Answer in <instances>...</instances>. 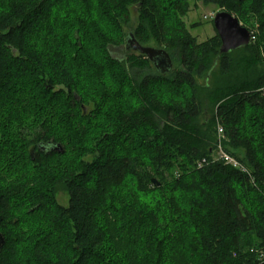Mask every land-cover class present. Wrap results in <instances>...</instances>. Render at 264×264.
Here are the masks:
<instances>
[{
	"label": "trees",
	"instance_id": "trees-1",
	"mask_svg": "<svg viewBox=\"0 0 264 264\" xmlns=\"http://www.w3.org/2000/svg\"><path fill=\"white\" fill-rule=\"evenodd\" d=\"M200 1L255 40L197 42L189 0H0V264H264V0Z\"/></svg>",
	"mask_w": 264,
	"mask_h": 264
},
{
	"label": "water",
	"instance_id": "water-1",
	"mask_svg": "<svg viewBox=\"0 0 264 264\" xmlns=\"http://www.w3.org/2000/svg\"><path fill=\"white\" fill-rule=\"evenodd\" d=\"M213 26L221 41L219 54L245 48L250 43V31L246 27H242L238 19L225 10H219L215 13ZM124 48L127 51L130 50L145 55L160 74H166L171 71L172 61L169 54L163 48L142 46L135 39L132 32H129L126 36ZM50 149L61 152L59 143L56 146H51ZM154 181L158 182L155 178H152V182Z\"/></svg>",
	"mask_w": 264,
	"mask_h": 264
},
{
	"label": "rangeland",
	"instance_id": "rangeland-1",
	"mask_svg": "<svg viewBox=\"0 0 264 264\" xmlns=\"http://www.w3.org/2000/svg\"><path fill=\"white\" fill-rule=\"evenodd\" d=\"M189 11L187 14L183 17V21L191 33L192 36L195 37L197 42H203L206 39L214 36L216 34L214 26H213V19L211 17V14H215L217 11L221 10L219 7L212 5V4H203L200 0H189ZM98 15H101L99 11L97 10ZM88 17V14H87ZM112 17V15H111ZM99 18V17H98ZM101 18V17H100ZM137 13L134 7L130 8V23L128 27L124 28L125 34L130 31L131 28L136 24ZM111 20V19H110ZM256 21V20H255ZM241 23V22H240ZM243 23V22H242ZM241 23V24H242ZM244 24V23H243ZM248 25V26H246ZM244 27L251 30L252 28H256L258 26L257 21L253 23L254 27H250L251 24H246ZM115 28H117V25H114ZM114 31V29H112ZM251 32V31H250ZM87 39L84 37V42L86 43ZM151 47L158 48L153 42H151L149 45ZM122 50L123 48L120 47L118 50L115 49V52H112L113 56H122ZM212 81L211 79L209 82ZM211 86V83H210ZM209 92V91H207ZM207 92H204V94ZM205 115L209 118L211 116L210 111L206 112ZM89 160V158H87ZM56 194V201L61 205H66L68 202V195L65 191V189L61 186L58 187Z\"/></svg>",
	"mask_w": 264,
	"mask_h": 264
},
{
	"label": "built area",
	"instance_id": "built-area-1",
	"mask_svg": "<svg viewBox=\"0 0 264 264\" xmlns=\"http://www.w3.org/2000/svg\"><path fill=\"white\" fill-rule=\"evenodd\" d=\"M214 15L215 14H211L212 19H213ZM254 34L255 33L250 32V36H251L250 42L255 40ZM217 131H218L219 138H221V136H223V129H222V127L220 125L217 128ZM214 154H215L214 158L218 159V160H222L224 162V164H229V165H232L234 167H236L238 165V162L232 156H230L229 154H227L224 151V149L222 148V145L220 144V142L217 143V147L214 150Z\"/></svg>",
	"mask_w": 264,
	"mask_h": 264
}]
</instances>
